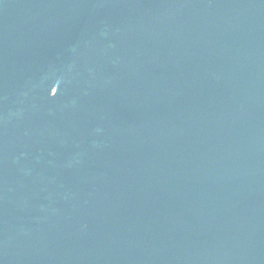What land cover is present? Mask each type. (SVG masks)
<instances>
[{"label":"water","instance_id":"water-1","mask_svg":"<svg viewBox=\"0 0 264 264\" xmlns=\"http://www.w3.org/2000/svg\"><path fill=\"white\" fill-rule=\"evenodd\" d=\"M0 264H264V0H0Z\"/></svg>","mask_w":264,"mask_h":264}]
</instances>
